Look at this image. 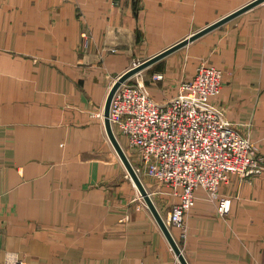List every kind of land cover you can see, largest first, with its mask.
Returning <instances> with one entry per match:
<instances>
[{
	"label": "crops",
	"instance_id": "1",
	"mask_svg": "<svg viewBox=\"0 0 264 264\" xmlns=\"http://www.w3.org/2000/svg\"><path fill=\"white\" fill-rule=\"evenodd\" d=\"M194 3L0 0V264L8 251L26 264H181L99 113L148 29L162 36ZM225 23L207 57L223 71L212 102L264 166V3ZM149 192L165 213L171 196ZM218 192L224 215L196 190L177 239L187 263L264 264V170Z\"/></svg>",
	"mask_w": 264,
	"mask_h": 264
},
{
	"label": "built area",
	"instance_id": "2",
	"mask_svg": "<svg viewBox=\"0 0 264 264\" xmlns=\"http://www.w3.org/2000/svg\"><path fill=\"white\" fill-rule=\"evenodd\" d=\"M153 77L162 76L155 73ZM222 77L219 67L201 62L190 78L179 82L174 96L154 102L136 75L134 82L128 78L121 83L111 100V125L115 134L117 130L127 137L137 154V173L166 185L172 198L161 216L176 241L187 236L185 218L195 204L197 189L216 200L218 213L224 215L230 200L219 195L220 186L232 175L248 177L264 170L255 142L212 102ZM99 115L103 118L102 112ZM3 264H26V260L8 251Z\"/></svg>",
	"mask_w": 264,
	"mask_h": 264
},
{
	"label": "rangeland",
	"instance_id": "3",
	"mask_svg": "<svg viewBox=\"0 0 264 264\" xmlns=\"http://www.w3.org/2000/svg\"><path fill=\"white\" fill-rule=\"evenodd\" d=\"M208 1L211 0H196V4H191L187 12L183 11V6H180L178 14L179 20L171 21V24H169L168 21L163 22L164 34L162 36H154L153 32L156 31L153 28H149L144 42L138 43V46L132 54H128L129 56L127 58L129 61L125 67L129 68L134 65L135 61H142L156 54L167 46L192 33V31L195 32L199 30L215 21V18H220L250 0H225L224 3H208ZM220 1L224 0H219V2ZM263 3L264 2L253 8H259ZM185 16L187 17V21L183 19ZM149 24H151V22H149ZM168 24L170 26H167ZM226 26L227 23H224L216 27L212 31L196 38L185 46L180 47L141 70L140 74L145 89L154 102H163L174 96L178 90L179 82L183 79L190 78L194 74L199 63L206 62L217 66L210 62L207 57L212 55L213 48L211 49V46L215 44L214 40L219 37L220 32ZM134 58H137V60L134 61ZM155 73L160 74L162 77L160 79H154L153 75ZM130 78L131 82H134L136 75ZM116 135L135 167L138 163V156L129 145L127 137L117 130ZM139 176L148 191H158L163 188L167 191L166 185L162 186V184H159L153 177L146 173L140 172ZM174 231L176 232V230Z\"/></svg>",
	"mask_w": 264,
	"mask_h": 264
},
{
	"label": "water",
	"instance_id": "4",
	"mask_svg": "<svg viewBox=\"0 0 264 264\" xmlns=\"http://www.w3.org/2000/svg\"><path fill=\"white\" fill-rule=\"evenodd\" d=\"M264 2V0H250L245 4L241 5L240 7L236 8L235 10L221 16L220 18L216 19L215 21L207 24L206 26L200 28L199 30L192 32L191 34L183 37L182 39L178 40L177 42L167 46L166 48L162 49L161 51L157 52L156 54L142 60V61H135L134 65L125 69L121 74H119L114 82L112 83L103 107V122L105 132L107 137L109 138L110 142L112 143L113 147L115 148L117 154L119 155L121 161L125 165L129 175L131 176L135 186L137 187L141 197L143 198L146 206L151 211L153 217L157 221L159 227L161 228L162 232L166 236L167 240L169 241L173 251L177 255L181 264H188L185 257L183 256L181 249L173 237L171 231L166 226L161 213L159 212L157 206L155 205L150 192L146 189L145 185L143 184L141 177L135 170L133 164L131 163L129 157L127 156L123 146L119 142L117 135L115 134L110 119H109V110L112 97L118 87L128 78L132 77L133 75H137L138 79H141V70L145 67L149 66L150 64L156 62L157 60L161 59L162 57L168 55L169 53L179 49L182 46H185L189 42L195 40L196 38L204 35L205 33L215 29L216 27L222 25L223 23L233 19L234 17L240 15L241 13L246 12L247 10L255 7L256 5Z\"/></svg>",
	"mask_w": 264,
	"mask_h": 264
},
{
	"label": "bare ground",
	"instance_id": "5",
	"mask_svg": "<svg viewBox=\"0 0 264 264\" xmlns=\"http://www.w3.org/2000/svg\"><path fill=\"white\" fill-rule=\"evenodd\" d=\"M113 128V127H112ZM113 130H114V128H113ZM127 154V153H126ZM128 156V155H127ZM131 161V160H130ZM132 163V162H131ZM135 168V167H134ZM136 170V169H135Z\"/></svg>",
	"mask_w": 264,
	"mask_h": 264
}]
</instances>
